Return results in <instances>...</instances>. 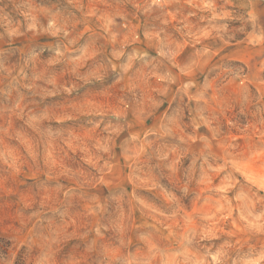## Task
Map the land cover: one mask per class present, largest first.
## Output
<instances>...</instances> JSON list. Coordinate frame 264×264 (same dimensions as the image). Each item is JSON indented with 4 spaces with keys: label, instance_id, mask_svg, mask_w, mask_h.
Here are the masks:
<instances>
[{
    "label": "clouds",
    "instance_id": "obj_1",
    "mask_svg": "<svg viewBox=\"0 0 264 264\" xmlns=\"http://www.w3.org/2000/svg\"><path fill=\"white\" fill-rule=\"evenodd\" d=\"M0 264H264V0H0Z\"/></svg>",
    "mask_w": 264,
    "mask_h": 264
}]
</instances>
